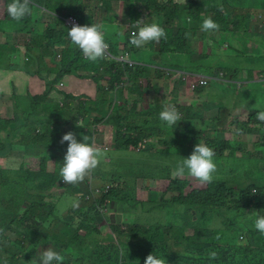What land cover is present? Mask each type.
Returning a JSON list of instances; mask_svg holds the SVG:
<instances>
[{"label":"trees","instance_id":"trees-1","mask_svg":"<svg viewBox=\"0 0 264 264\" xmlns=\"http://www.w3.org/2000/svg\"><path fill=\"white\" fill-rule=\"evenodd\" d=\"M239 1L246 6L234 7L230 11L225 5L216 4L215 0H101L100 4L94 6V10L100 12L105 7L106 16L109 17L115 13L111 7L123 8L125 4L128 8L133 5L144 7L143 10L134 12L123 39L119 40L115 36L121 25L114 28L115 34L113 31L105 33V39L113 55L126 52L141 53L146 46L136 48L129 40L131 33L138 31L144 24L142 22L138 24L137 21L149 17L147 24L156 22L167 33V38H162L159 42L158 49L154 48V44L148 49L155 51L151 54L153 59L160 60L164 54L193 53L189 50L187 35L193 29L201 30L203 20L209 17L220 25L218 31L205 32L209 34L203 36H208L209 39L225 38L223 33L229 31L235 33L245 31L263 37L264 27L259 33H254L250 28L255 20V13L250 9L264 8V0ZM10 2L11 0H0L2 6L0 31L6 35V40L0 42V68H12L11 55L18 50V44L25 51L29 63L31 57L38 63L44 54H52V60L61 67L59 74L54 78L55 81L76 74L83 78L91 76L102 79L107 76L103 80L107 79L113 83L124 74L118 72L120 68L139 67L142 64V60L135 56L131 57V60L135 61L133 65L126 62L120 67L116 64L117 60L106 57L92 62L71 43L67 27L61 17L73 13L83 24L93 22L92 16L95 12H86L83 0H31L32 14L20 22L8 16L7 5ZM41 6L55 16L40 15ZM114 18H118V15H114ZM127 18L129 20V17ZM104 26L112 28L106 23ZM21 27H27V30L23 32ZM40 27H44L43 31ZM27 34L31 36V43L26 42ZM55 47L59 48L56 50ZM210 48L214 53L212 45ZM38 51L44 52L36 56L35 53ZM54 51L60 54L59 60L56 59V54L54 56ZM201 57L208 58L210 54ZM221 65L214 69L219 77L217 80L224 82L220 79L222 77H228L229 81L233 80L234 74L231 77ZM161 66L167 65L161 63L160 67H156L155 79H159V74L163 75L162 78L171 79L172 74L165 71L164 75ZM238 70L239 68L235 67L233 72L237 73ZM167 72L170 73L168 69ZM185 75L186 77L189 75L188 79L181 81L191 89L189 79L191 74ZM141 84L142 87L147 84L146 91L150 93V99L157 101L156 95L151 93L157 88L151 85V81L144 80ZM47 85L48 91L33 95L29 98L31 101L22 102L21 98L17 97L14 113L5 116L0 113V157L17 160L34 153L41 155L38 169H32L25 163L18 166H0V264H19L23 248L26 246L33 250V244L43 242V239L56 243L58 247L64 248L71 244L79 247L80 249L74 248L76 256L87 254L85 247L93 245L89 255L91 264H144L149 254L163 258L164 264H264V234L260 235V232L249 228L248 235L251 240L248 244L238 242L235 235L236 231L253 226L255 217H250L249 214L256 208L255 212H259V215L262 212L264 215L262 209L264 186L241 187L231 186L225 181H211L203 187L190 188L189 179L171 177L166 189L161 192L153 190L149 197L140 201L135 198V187L132 183L139 175L143 177L142 179L153 176L142 167L121 174V177L128 181L126 189L109 187L104 192L106 187L104 185L100 197L92 196L88 178L82 183L66 184L59 174L68 147L67 142L61 144L60 141L62 136L70 131L76 134L80 142L86 137V142L91 144L94 135L102 132L97 131L100 126L113 124L115 126L113 144L123 151L139 146L143 148L146 144L151 145L149 143L151 137L158 142L170 144L171 141L168 140L173 136L182 143L185 139L189 143L199 140L200 143L211 147L215 155L223 157L225 152L231 155L243 148L239 147L240 142L237 140L241 135L254 136L255 147L264 148V123L256 119V113L262 110H253L248 118L242 121L232 118L227 121L223 119V112L213 113L208 123L205 121L204 126L199 129L194 120H187V114L184 112L180 122L168 126L159 119L161 110L153 112L150 105L146 106L148 112L140 109L141 102H149L145 89L141 91L140 96L137 93L131 97L130 94H123L125 99H122L121 103L109 97L103 99V107L100 109L97 107L99 105L97 101L100 99H92L91 105H87L80 99H70L72 95L69 93L65 94L67 99H62L61 104L59 103L61 99L48 101V96L56 85L52 82ZM202 89L203 87H198L194 90ZM104 92L109 90L104 89ZM100 94H103L101 90ZM47 103L52 105V110L43 108ZM135 109L141 115L136 117L133 114ZM142 116L151 118L143 120ZM227 132L233 133L232 137H227ZM49 152H52V155H49ZM254 154L260 156L261 151H254ZM50 162L54 163L53 169H50ZM101 164L102 160L93 170L94 178L99 179L103 173L108 172L109 175H113L109 167L102 174H98ZM67 189L78 196V202L74 203L78 204V207L70 205L67 208L68 214L61 217L57 215V203L67 198L69 194ZM55 190H61L62 193L56 194ZM87 194L91 195V198L86 199ZM111 200L127 203L132 208L141 204L145 211L159 208L166 211L170 219L167 223L157 222L150 225L142 222L125 226L120 222L111 225L109 223L111 216H106L99 210L100 206L106 203L108 205ZM230 213H234L241 221L230 220ZM94 220L108 222L95 223ZM87 221L91 225L87 224ZM217 222L222 226H215ZM58 229H62L64 233H58ZM103 233L109 235L106 239L109 241L90 238ZM224 235L226 237L223 239ZM244 237L242 233L239 234V238ZM4 241L11 243V249L4 248ZM213 251L217 253L214 260L209 259V253ZM26 257L30 258L28 249L22 254V259Z\"/></svg>","mask_w":264,"mask_h":264},{"label":"rangeland","instance_id":"rangeland-1","mask_svg":"<svg viewBox=\"0 0 264 264\" xmlns=\"http://www.w3.org/2000/svg\"><path fill=\"white\" fill-rule=\"evenodd\" d=\"M93 1L95 0H83L86 12H96V10H94V6L100 4L101 0L91 5ZM215 3L218 5H225L230 11H232L234 7L246 6L239 0H215ZM111 5L113 6V4ZM79 6L80 4L77 9ZM111 8L118 14L123 38L128 24L132 22L134 12L144 9V7L138 5H133L131 8H128L126 4L123 8L120 6ZM100 9H102V7H100ZM250 11L255 13V20L252 22L250 27L251 30L254 33L262 32L264 27V8L256 10L250 9ZM1 12L2 7L0 13ZM70 15L75 14L68 13L67 15L61 17L67 27V31H69L67 19ZM99 15H107L105 7L99 12ZM127 17H129V20ZM108 18L109 20L106 24L112 25L115 19L114 14H110ZM148 18L149 17L146 19L142 18V23L147 24ZM81 24L85 25L82 22ZM43 29L44 27H40L41 31H43ZM108 31H113L115 34L114 29L105 26V33ZM204 34L206 35L209 33H205L200 29H193L188 33V47L193 53H169L164 54L160 60L153 59L151 54L155 51H149L148 49L151 47V44H154L155 49L159 48V43L157 44L154 42L146 45V49L144 48L141 53H130L129 57L135 56L136 58L142 60V64H140L139 67H130L125 69L120 68L118 72H123L124 74L117 80L115 79L113 83L108 82L107 86L105 85L103 79L99 77L92 78L91 76L83 78L77 75H70L55 81L54 78L59 74L61 67H59L60 65L52 60V54H44L38 63L31 57V61L29 63V61H27V55L24 54L23 50L20 53L14 52L11 55V63L15 66L10 70H7L6 68L0 69V113L2 116L10 115L12 112L14 113L13 110L15 108L17 97L21 98L22 102L31 101L32 99L29 98L33 95L48 91L47 84L49 82L54 83L56 87L52 89L54 91L48 96V101L61 99L59 102L61 104L62 99H67L64 93L72 95V92L81 101H84L87 105H91L92 99L99 98L100 90L106 99L109 97V92H104L105 88L109 91L111 90L114 99H120V102L122 99H125L123 94H130L129 97H131L137 93L138 96H140L142 90L145 89L146 91L147 84L145 87H142L141 84L144 80H150L151 85L157 88L155 91L151 92L153 95H156L157 101H155L156 99H150V93H147L146 91L145 94L148 95L147 99H149V102H141V110L145 109L148 112L146 106L150 105L153 112L158 110L162 111L165 105H174L181 116L184 112H186L187 120H194V124L198 129L204 126L205 121L208 123V120L211 118L213 112L218 110L219 106H223L224 104H228L233 107L235 114H237L236 120L240 121L248 118L249 114H251L253 110L264 111V36H254L252 33H246L245 31L239 33L229 31L223 33L225 38L209 39L208 36H203ZM253 40H255V42H253ZM0 41H4L2 32H0ZM211 45L214 48V53L211 51ZM58 48L59 47H55L56 50ZM41 52L44 51H38L35 55L39 56ZM237 53H240V55ZM55 54L56 52L54 51V56ZM204 54H210V57H201ZM258 55L262 56V58H259ZM56 59H60L59 54H56ZM161 63L163 65H167L166 67L161 66V68H163L164 75L165 71L167 74H172L171 79H167L165 77L162 78L161 76L163 75L160 74L158 76L159 79H155L154 75L156 67H160ZM116 64L120 67L122 62L116 61ZM220 64H222L221 68L224 69L226 73L231 76L234 74L235 77L233 76V80L229 81L228 77L223 79L224 82L214 79L201 91L190 90L188 85L181 81L182 79H188L189 75L186 77L185 74L195 71L200 75H211L216 77L217 75L215 74L216 72L214 69ZM207 67L211 69H208ZM235 67L239 68L237 73L233 72ZM167 69L170 73L167 72ZM253 69H255V71H253ZM211 70H213V73H211ZM252 72L254 73L253 76ZM220 74H222V72ZM61 81L64 83L63 86H59V82ZM155 81H157V84H155ZM175 82H180L182 84L183 93L178 94L171 92L173 89L172 84ZM82 90H85V92H81ZM172 91H174V89ZM72 96L70 99H73ZM240 99H253L252 102L254 103L252 107L250 106V111H248L246 115L243 113V107H240ZM97 107L102 109L103 102L100 101ZM43 108H47L48 111L53 109L52 105L49 103L44 104ZM133 114L136 117L141 115L138 114L136 109ZM142 117L143 120L151 118V116ZM100 130H102V133H98V135L96 134L94 137L95 142H92L91 144L95 147L102 148L111 146V148L114 149L110 151H103V160L98 174H102L104 170H107V166L110 164L108 161H105L107 155H109L108 158H112L113 163V165H109V169H111L112 173L116 176L128 170H136L140 167L144 168V170L148 171L150 174H153L152 177H147L145 179H142L143 177L139 175L138 179L132 183L133 187H135V198L140 201L149 197V194L151 195L153 190L161 192V190L166 189L169 179L174 177L173 171L177 164L182 161L183 158L189 157L192 154L194 147L200 143L199 140L189 143L187 142V139H185L182 143L181 141L175 140V138L171 136L168 140L169 142L171 141L170 144H166L164 141L158 142L151 137L149 139V143H151V145L146 144L143 148L140 146L139 148H131L127 151H123L116 148V145L112 143L115 139V134L111 124L100 126ZM183 130L184 128L181 129V131ZM216 137H218V135H216ZM161 139L162 138H160V140ZM237 140L240 142L239 147H243L241 150H236L231 155H229L228 152H225L223 157H220V155H214L216 171L213 174L212 181H225L231 186L248 187L257 185L262 188L264 186V148L255 147L254 136L246 137L241 135ZM152 145L154 146L152 147ZM254 151H261V155L258 156L257 154H254ZM49 155H52V152H49ZM40 161L41 155L35 153L34 155H26V158H19L17 160L0 157V166H18L20 163H25V165L32 169H38L40 167ZM53 166L54 163L50 162V169H53ZM109 176L111 175L107 174L103 175L98 180L92 179L90 181L91 192L96 191L97 188L101 190L104 185H111V187L119 189L127 188L126 183H128V181L126 179L119 176L118 179L115 178L116 180L111 182L108 179ZM153 178H156L157 180H153ZM181 178H187L190 180V188L203 187L206 184L201 183L196 178L188 175L187 172ZM129 191L131 190L129 189ZM55 192L62 193L61 190H55ZM67 192H69L67 198L60 200L57 203V215H60L61 217H65L68 214L67 208L70 205L73 207V204L78 202L77 195L69 189H67ZM94 196L100 197L101 192H95ZM100 208H102V213H105L106 216H111L109 217V223L111 225H117L119 222L124 224L122 226L132 224L134 222H142L150 225L157 222L167 223L170 219L168 213L160 210L159 208L145 211L146 209L144 210L141 204L132 208L127 203H117L116 200H112L107 208L103 206H100ZM255 211H253V213ZM261 215H263L262 212ZM229 219L236 222L241 221L238 217L234 216V213L229 214ZM181 220L182 218L179 220V223ZM94 221L95 223L101 222L98 220ZM88 222L89 221H87V224L91 225ZM107 222V220H103L101 223L105 224ZM215 226H222V224L217 222ZM249 228H252L257 232L254 226L247 227L241 231H236L235 235L237 236L238 242L243 244H248L250 242L251 237L248 235ZM80 231L82 232L83 229H80ZM57 232L60 234L64 233L62 229H58ZM240 233H242L245 237L242 239L239 238ZM112 236L114 237V235ZM108 237L109 235H106V233L90 236L91 239L96 238L104 240L105 242L109 241L106 240ZM225 237L226 235H224L223 239ZM22 242L24 241L22 240ZM53 243L54 242H47L43 239V242L33 244V250L26 247L25 250L28 249V257L30 258H23L20 264H28V262L31 261L33 256L36 254L37 249H47L50 245L54 248ZM4 248L11 249V243L4 241ZM74 248L80 249L77 246H72V244L65 246L64 248L56 247L54 249L61 253L64 249L67 252L68 263L72 261L74 264L76 260ZM85 250L88 254L91 253L93 245L85 247Z\"/></svg>","mask_w":264,"mask_h":264},{"label":"clouds","instance_id":"clouds-1","mask_svg":"<svg viewBox=\"0 0 264 264\" xmlns=\"http://www.w3.org/2000/svg\"><path fill=\"white\" fill-rule=\"evenodd\" d=\"M30 5H31V0H11V2L7 5V14L12 20L16 22H20L25 17L30 16L32 14V8L30 7ZM95 15L92 16L93 22L88 21L89 24H85L83 26L79 24H73L70 30L68 31V37L70 38L71 43L77 46L82 51L84 57L87 60L92 62H95L98 59H103L106 55L108 47L110 48L109 44L106 42L105 39V26H104V23H106L109 20V18L106 15H103L105 20L103 22H100L96 20ZM141 22L142 20L137 21L138 24H140ZM189 23H191L190 17H189ZM219 28L220 25L217 22H215L211 17L204 19L201 24V30L204 32L218 31ZM162 38L163 39L167 38V33L165 29L161 27L158 23L153 22L151 24H143V26H140L138 28V31H133L131 33L129 43L132 46H135L136 48H143L152 42L158 44ZM27 43H31V42L27 41ZM126 53H121L119 55H113V56L120 57L121 55H125ZM129 54L130 53H128V55H125V58L127 60L129 59L131 60ZM108 59L117 60L116 58H108ZM122 63H126V62H122ZM197 77H207L209 79L206 85H202L198 87H205L209 85L212 80L219 78L217 76L213 77L211 75L192 74L190 75L191 84L193 80ZM220 79L223 81L224 77ZM59 86H63L62 81L59 82ZM194 89L191 87V90ZM159 119L162 122H164L166 125L172 126L177 122H180L182 120V117L174 105H165L163 110L159 113ZM256 119L261 123H264V111H258L256 113ZM86 139H87L86 137H83V142H80L77 139L76 134L71 131L62 136L60 143L61 144H64L65 142L68 143L67 151L64 156L63 166L61 167L59 173L60 176L62 177L63 183L78 184V183H82L85 180V178H88L90 184V181L92 179L98 180L97 178L93 177V170L99 165L100 161L103 160L102 156L104 155V153L100 148H97L93 144L86 142ZM103 149L105 151H110L114 148H111L110 146ZM214 155L215 152L211 147L203 143L197 144L194 147L192 154L187 158H183V160L177 164L176 168L173 171V176L179 178L184 176L185 173L187 172L188 175L196 178L201 183L211 182L213 180V174L216 171ZM108 157L109 155H107L105 161H108L110 163L109 165H113L112 161H110L112 160V158H108ZM109 165L107 167H109ZM109 173L110 172L103 173L101 177ZM113 175L115 174L113 173ZM113 175L108 177L109 181L111 182H114L116 180L115 178L118 179L119 176H121V174H119L118 176L116 175L113 176ZM109 187H111V185H107L104 189V192H106V189H108ZM90 189H91V185H90ZM102 190L103 187L101 188V190L97 188L96 191H92V196H94L95 192L97 193L102 192ZM85 198L89 199L91 198V195L87 194ZM118 202L119 201H117V203ZM108 205H110V203ZM108 205L106 203L103 205V207L107 208ZM73 207H78V204H74ZM262 209H264V205ZM99 210L102 212V208H100ZM249 216L255 217L253 226L258 232L261 233L258 234L260 235L264 234V215H259V212H254L252 214H249ZM216 258H217V253L215 251L209 253V259L214 260ZM54 262L55 264H71L70 262L68 263L67 261L66 251L64 252L62 251V253L58 252L50 245L47 249H43V250L37 249L36 254L33 256L32 260L28 262V264H54ZM144 264H164V259L158 258L155 254H149L146 257Z\"/></svg>","mask_w":264,"mask_h":264},{"label":"crops","instance_id":"crops-1","mask_svg":"<svg viewBox=\"0 0 264 264\" xmlns=\"http://www.w3.org/2000/svg\"><path fill=\"white\" fill-rule=\"evenodd\" d=\"M99 0H95V1H93L92 3H91V5H93V4H95V3H97ZM1 5H0V11H1ZM95 18H96V20H98V21H100V22H103L104 20H105V18H104V16H100L99 15V12H95ZM40 15H44V16H46V17H50V16H55V14L54 13H52L51 11H49L47 8H45V7H42L41 6V13H40ZM114 15H118L117 14V12L115 11V13H114ZM119 25H121V23L119 22V20H118V18H115L114 19V23L111 25V27H112V29H114L116 26H119ZM46 26V23L44 24V27ZM21 29L23 30V32L24 31H26L27 30V27H21ZM122 29V28H121ZM121 29L120 30H118V32H117V35H115L116 36V38L117 39H119V40H121V39H123V37H122V34H121ZM0 32H2V31H0ZM2 35H3V40L5 41L6 40V35L4 34V32H2ZM27 37H29L30 35H26ZM27 37H26V39H27ZM31 37V36H30ZM0 42H3V41H0ZM26 42H27V40H26ZM18 50L16 51L17 53H20L23 49H22V46L21 45H19L18 44V48H17ZM189 51V50H188ZM23 52H24V54H25V51L23 50ZM121 54V53H120ZM117 55H119V54H117ZM12 64V63H11ZM122 65V64H121ZM15 65H13L12 64V68L14 67ZM38 66V65H37ZM11 68V69H12ZM0 69H3V68H0ZM7 69V68H6ZM7 70H10V69H7ZM190 74L192 75V74H198V75H200L199 73H197V72H190ZM109 76V75H108ZM107 77V76H106ZM105 77V78H106ZM232 77V76H231ZM231 77H230V79H231ZM105 78H102V79H105ZM104 82H105V85L107 86V83H108V81L107 80H104ZM63 83V82H62ZM63 85H64V83H63ZM172 86H173V89H174V91H172L171 90V92L172 93H178V94H181V93H183V86L181 85V83L180 82H175V83H173L172 84ZM172 88V87H171ZM204 88V87H203ZM191 90V89H190ZM92 92H94L93 90H91ZM71 92V91H70ZM81 92H85V90H82ZM64 93V92H63ZM64 94H66V93H64ZM71 94L72 95H74V98L73 99H79L78 97H76V95L74 94V93H72L71 92ZM108 96H109V98H111V99H114V97L112 96V91L110 90L109 91V94H108ZM132 96H135V95H132ZM98 99H100V100H98L97 101V103L98 102H100V101H104L103 99H106L104 96H103V94H99V98ZM95 100V99H94ZM114 100H116V101H119V102H117V103H121L120 102V99H114ZM253 101V99H240V101H239V104H240V107H243V113H245V115H246V113H248V111H250V108L252 107V105H253V103L254 102H252ZM131 103V102H130ZM132 104V103H131ZM251 106V107H250ZM217 112H223L224 113V120H227V121H229L230 120V118H232V119H236V117H237V114H235V112H234V110H233V107H231L230 105H228V104H224L223 106H219V108H218V110H216L215 112H213V113H217ZM113 125V124H112ZM112 127H114L115 128V126L113 125ZM97 131H100V129H97ZM113 131H114V129H113ZM100 133H102V132H100ZM99 133V134H100ZM115 134V133H114ZM96 135V134H95ZM95 135H94V137H95ZM97 135H98V133H97ZM226 136L228 137V136H232V133H230V132H227L226 133ZM93 137V139H92V142H95V138ZM112 143H114V141L112 142ZM97 148H100L102 151H105L102 147H97ZM27 166V165H26ZM57 194V193H56ZM23 244H25V242H22ZM53 246H54V248H56V247H58L57 245H56V243H53ZM25 248H26V246L23 248V250L21 251V253H20V261L18 262L19 264H20V262L22 261L21 259H22V254L24 253V251H25ZM65 251V250H64ZM81 251H83V249H81ZM89 255H90V253L88 254H85V255H81V256H76V260H75V263L74 264H91L90 263V260H89ZM70 263L71 264H73L72 263V261H70Z\"/></svg>","mask_w":264,"mask_h":264},{"label":"built area","instance_id":"built-area-1","mask_svg":"<svg viewBox=\"0 0 264 264\" xmlns=\"http://www.w3.org/2000/svg\"><path fill=\"white\" fill-rule=\"evenodd\" d=\"M67 24L69 26V30L73 24H79L82 26L79 18L76 15H70L69 18L67 19ZM27 41L31 42L30 36L27 37ZM125 55H128V53H126ZM125 55H121L120 57H114L112 52L109 50V47H108L105 57L106 58H116L118 61H121V62H129L130 65L134 64V61L130 60V59L127 60L125 58ZM208 81H209V79L207 77H197L193 80L191 87L194 89L198 86L206 85L208 83Z\"/></svg>","mask_w":264,"mask_h":264}]
</instances>
